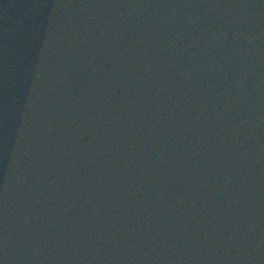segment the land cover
<instances>
[{
	"label": "water",
	"instance_id": "obj_1",
	"mask_svg": "<svg viewBox=\"0 0 264 264\" xmlns=\"http://www.w3.org/2000/svg\"><path fill=\"white\" fill-rule=\"evenodd\" d=\"M0 264H264V0H0Z\"/></svg>",
	"mask_w": 264,
	"mask_h": 264
}]
</instances>
